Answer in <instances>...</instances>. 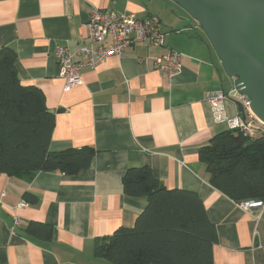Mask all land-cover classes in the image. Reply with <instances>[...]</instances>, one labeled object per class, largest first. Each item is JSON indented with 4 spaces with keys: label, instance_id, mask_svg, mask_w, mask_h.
<instances>
[{
    "label": "crops",
    "instance_id": "crops-1",
    "mask_svg": "<svg viewBox=\"0 0 264 264\" xmlns=\"http://www.w3.org/2000/svg\"><path fill=\"white\" fill-rule=\"evenodd\" d=\"M93 7L158 16L165 45H130L119 57L84 67L82 83L64 91L54 50L78 49ZM175 7L171 0H0V47L16 52L20 81L38 87L54 114L50 149L94 150L90 166L73 175L0 172V264H111L94 255L96 240L133 226L146 206L145 197L123 193L122 176L132 165L149 167L167 189L198 194L217 233L213 264H264V206L243 210L209 183L198 159L199 147L229 129L214 120L206 93H232L234 79L198 23L173 15ZM167 49L183 54L170 79L152 60ZM238 104L227 99L226 115L239 116ZM33 223L52 234H31Z\"/></svg>",
    "mask_w": 264,
    "mask_h": 264
},
{
    "label": "trees",
    "instance_id": "trees-1",
    "mask_svg": "<svg viewBox=\"0 0 264 264\" xmlns=\"http://www.w3.org/2000/svg\"><path fill=\"white\" fill-rule=\"evenodd\" d=\"M15 61L13 49L0 47V172L73 175L87 169L93 148L50 149L54 114L38 87L20 81ZM198 159L220 192L236 202H264V132L251 138L239 130L220 131L199 147ZM122 187L128 197H145L146 206L133 226L96 240V257L111 264H213L217 233L196 192L167 189L149 167L136 165L124 171ZM28 231L52 234L46 224L33 223Z\"/></svg>",
    "mask_w": 264,
    "mask_h": 264
},
{
    "label": "built area",
    "instance_id": "built-area-1",
    "mask_svg": "<svg viewBox=\"0 0 264 264\" xmlns=\"http://www.w3.org/2000/svg\"><path fill=\"white\" fill-rule=\"evenodd\" d=\"M81 39L83 43L75 52L63 46H56L54 57L59 66V75L64 80V91L82 83L81 70L84 67H93L110 56H120L130 45L143 44L146 48H161L165 45V32L158 16L150 15L138 18L129 12L115 10H101L93 7L87 21L83 24ZM77 57L79 59H75ZM154 67L168 79L182 69L183 54L167 49L165 53L152 58ZM237 98L241 101L248 117H229L224 111L227 99ZM206 100L210 104L214 120L225 122L229 129L239 130L254 137L264 132V123L257 119L249 108V99L237 93H225L221 89L208 90ZM22 200L19 205L23 206ZM238 205L246 211L252 208H261V200H244ZM19 224L17 217L13 218V226Z\"/></svg>",
    "mask_w": 264,
    "mask_h": 264
},
{
    "label": "water",
    "instance_id": "water-1",
    "mask_svg": "<svg viewBox=\"0 0 264 264\" xmlns=\"http://www.w3.org/2000/svg\"><path fill=\"white\" fill-rule=\"evenodd\" d=\"M195 20L238 94L264 123V0H171ZM185 14L173 12L178 18ZM239 116L244 110L238 104Z\"/></svg>",
    "mask_w": 264,
    "mask_h": 264
},
{
    "label": "rangeland",
    "instance_id": "rangeland-1",
    "mask_svg": "<svg viewBox=\"0 0 264 264\" xmlns=\"http://www.w3.org/2000/svg\"><path fill=\"white\" fill-rule=\"evenodd\" d=\"M174 11H175V12H178V13L185 14L184 11H183L180 7H175V8H174ZM185 16L188 17L186 14H185ZM188 18H190V17H188Z\"/></svg>",
    "mask_w": 264,
    "mask_h": 264
}]
</instances>
